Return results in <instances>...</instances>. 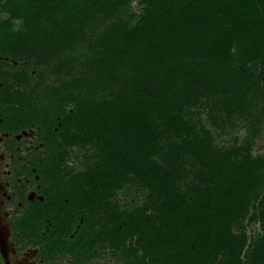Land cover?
Here are the masks:
<instances>
[{"label":"trees","instance_id":"obj_1","mask_svg":"<svg viewBox=\"0 0 264 264\" xmlns=\"http://www.w3.org/2000/svg\"><path fill=\"white\" fill-rule=\"evenodd\" d=\"M132 2L0 0L3 100L54 154L46 248L76 264H264V0ZM238 127L244 140L216 144ZM68 147L92 150L82 169ZM128 184L144 201L113 200Z\"/></svg>","mask_w":264,"mask_h":264},{"label":"flooded vegetation","instance_id":"obj_2","mask_svg":"<svg viewBox=\"0 0 264 264\" xmlns=\"http://www.w3.org/2000/svg\"><path fill=\"white\" fill-rule=\"evenodd\" d=\"M3 90L0 80V264H55L61 258L76 264L70 253L45 246L55 232L51 202L59 195L45 127L31 119L28 109H17L24 104L3 100Z\"/></svg>","mask_w":264,"mask_h":264},{"label":"rangeland","instance_id":"obj_3","mask_svg":"<svg viewBox=\"0 0 264 264\" xmlns=\"http://www.w3.org/2000/svg\"><path fill=\"white\" fill-rule=\"evenodd\" d=\"M140 10V5L138 4V0H133L129 11L138 13ZM5 14L3 12H0V17H3ZM10 61V59H9ZM13 66H19L20 64L15 61H11ZM36 69H32V73L34 75H37ZM49 79H53L48 75ZM55 82V81H54ZM202 117L205 118V114H202ZM207 126L211 128L213 132H217L216 129L211 126L208 122H206ZM264 128V124H263ZM248 130L245 127H238L235 130H231L228 133L216 137V144L221 146H227L228 144H233L234 139H238V143L244 140L245 136L248 134ZM92 150H85L83 152L79 151L77 147H68L67 148V165L74 170L82 169V166L80 165V161L82 160L83 154L87 152V154H91ZM252 153L254 155L262 154L264 155V129L261 132L260 135H258L253 144ZM147 192L142 189L140 186L136 184H128L124 189L119 190L118 193L113 197V200L118 202L120 205H126V206H133L136 203H141L144 201L146 197ZM247 231L249 234V237L252 239L255 237V235L258 232L262 231V227L260 226V223L258 221L250 220L247 226ZM99 256L94 258L90 264H126L123 261L120 260L119 257L111 255L109 253H102L98 254ZM72 262L67 258H61L58 260L55 264H71Z\"/></svg>","mask_w":264,"mask_h":264}]
</instances>
